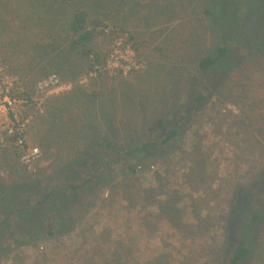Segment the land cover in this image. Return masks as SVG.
Instances as JSON below:
<instances>
[{
    "label": "rangeland",
    "instance_id": "obj_1",
    "mask_svg": "<svg viewBox=\"0 0 264 264\" xmlns=\"http://www.w3.org/2000/svg\"><path fill=\"white\" fill-rule=\"evenodd\" d=\"M123 2L114 18L136 36L139 55L115 43L102 78L73 58L45 99L49 153L39 147L35 120L26 136L40 150L35 163L20 162L24 170L0 149V264H219L226 239L233 246L258 209L255 251L264 231V0ZM222 44L221 66L200 73L199 59ZM96 45L111 49L105 37ZM12 76L0 71V100ZM207 92L193 112L181 111ZM176 106L181 132L129 173L123 155L164 137L157 121H170ZM77 119L87 125L80 131ZM8 123L0 109V132ZM83 155L98 162L77 164ZM104 163L85 188L38 208L46 194L81 184ZM43 218L57 224L53 236Z\"/></svg>",
    "mask_w": 264,
    "mask_h": 264
},
{
    "label": "trees",
    "instance_id": "obj_2",
    "mask_svg": "<svg viewBox=\"0 0 264 264\" xmlns=\"http://www.w3.org/2000/svg\"><path fill=\"white\" fill-rule=\"evenodd\" d=\"M123 1L0 0V69L17 76L25 86L26 93L30 92L38 81L50 75H57L64 79L68 74L67 70L70 68L73 58H78L84 62L89 75L91 74L96 78L108 75L107 59L113 51L115 43H119L123 48H129L133 54L139 55L140 42L136 36L114 18L115 12L124 6ZM205 13L212 15L210 11ZM100 37L108 39L111 49L104 51L96 45V41ZM227 52L226 44H222L212 54L201 57L198 61L199 72L205 73L221 66L227 57ZM59 54L64 57L56 56ZM56 60L60 62L57 64L54 62ZM43 61L47 64L42 66L41 62ZM121 73L119 71V74ZM72 93L78 95L76 91L70 92L68 95ZM209 96L210 93L208 92L194 96L188 102L189 104L183 106L181 111L184 112L185 108L190 106V111L193 112L195 103L202 102ZM57 99L56 102L68 100V105L72 104L68 97L62 101ZM48 101L49 99L45 104L44 115L34 126L38 130L36 134L39 138V147L45 155L49 153L51 147L50 126H48L51 122L46 120ZM65 103L63 102L62 105L66 106ZM178 108L176 106L169 111L170 121L164 122L167 120L165 117L157 121L159 127H166L164 137L159 141L144 140V143L138 144L123 155V159L129 163L127 167L129 173L134 174L149 153L159 147L167 146L181 132L180 124H174V120L179 122L178 116L175 117L174 115L179 112ZM49 118H54V115H49ZM76 123L78 127L80 126L77 128L79 131L87 126L79 119L76 120ZM67 124L69 125V121ZM64 129L65 125L63 126ZM53 132L54 130H52ZM99 145L110 146L109 143ZM13 161L15 160L13 159ZM75 161L82 165L98 162L97 158L92 155L75 157ZM108 167V163L99 165L94 173H90L81 184H68L62 190L57 189L46 194L43 200L39 202L38 208L50 200L52 195H59L67 189L77 191L85 188L93 182L100 171ZM262 179L264 180V173ZM59 199L61 197L57 198V200ZM55 204H57L56 201ZM18 211L21 213L24 210L19 209ZM261 212L262 210L255 209L248 213L241 222L244 225V232L241 231L240 236H237L233 246L228 244L229 238L226 239L228 246L223 249L219 264H264V231L255 240V251H252L251 247L252 240L256 236L255 229L263 218ZM43 220L45 222L42 226L45 227L47 235L53 236L56 233L57 224L49 222L46 218ZM36 230L38 232V229ZM253 259L254 262H252Z\"/></svg>",
    "mask_w": 264,
    "mask_h": 264
},
{
    "label": "built area",
    "instance_id": "obj_3",
    "mask_svg": "<svg viewBox=\"0 0 264 264\" xmlns=\"http://www.w3.org/2000/svg\"><path fill=\"white\" fill-rule=\"evenodd\" d=\"M2 69H0L1 71ZM3 71V70H2ZM5 72V71H4ZM10 90L0 100V109L8 115L9 123L0 132V149H7L12 158L25 170L29 163H35L40 158L38 147L28 146L26 141L32 120L37 122L45 113L46 97L50 91L59 86V77L50 75L35 84V87L26 93L25 86L20 79L13 75ZM40 94V98L34 97ZM21 162V163H20Z\"/></svg>",
    "mask_w": 264,
    "mask_h": 264
}]
</instances>
